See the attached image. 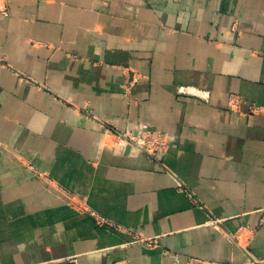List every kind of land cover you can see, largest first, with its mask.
I'll return each instance as SVG.
<instances>
[{"label": "crops", "instance_id": "obj_1", "mask_svg": "<svg viewBox=\"0 0 264 264\" xmlns=\"http://www.w3.org/2000/svg\"><path fill=\"white\" fill-rule=\"evenodd\" d=\"M191 258L264 261V0H0V264Z\"/></svg>", "mask_w": 264, "mask_h": 264}, {"label": "rangeland", "instance_id": "obj_2", "mask_svg": "<svg viewBox=\"0 0 264 264\" xmlns=\"http://www.w3.org/2000/svg\"><path fill=\"white\" fill-rule=\"evenodd\" d=\"M114 126L115 125L109 126L110 128L107 130V132L113 138H115V142H118L120 144H126L127 145V141H126L127 139H131V138L138 135V134L135 135L133 133V131L124 132V133H121L119 135L117 133L118 130H116V127H114ZM138 136H139L138 139L140 140V143L136 144L137 146H133L134 148H132V147L131 148L140 150V152L144 153L145 155H147L149 157L157 156L156 151H158L162 148H165V143H167V141H166L167 139L164 138L162 135H159V134L155 135V134H151V133H145V134L141 133ZM142 137H144V138H142ZM71 206L75 207L80 213H86L87 212L90 216H92L95 223L97 225H99L100 227H108V228L118 230L120 232H125L127 235H129L132 238V241L128 244H139V245L146 247L147 249H153L157 245V239L145 237V236H142L140 234L133 233L132 231H129V230L127 231L123 228H120V227L110 223L108 220L99 217L97 214L90 211L85 205L71 204ZM222 222L223 221L218 220V219H210L209 225L211 226V228H214L216 230H220V228L222 227ZM243 228L246 229L248 227L243 226V227L239 228L237 233L233 234L234 241L239 242L240 238H242V233L245 232L243 230ZM241 230H243V231H241ZM186 264H209V263H207L203 259L191 258L186 262ZM225 264H232V263H225ZM246 264H264V261L258 260L257 262H254V263L249 262Z\"/></svg>", "mask_w": 264, "mask_h": 264}, {"label": "built area", "instance_id": "obj_3", "mask_svg": "<svg viewBox=\"0 0 264 264\" xmlns=\"http://www.w3.org/2000/svg\"><path fill=\"white\" fill-rule=\"evenodd\" d=\"M237 100L238 99H235V98H231L230 99V105H231V108L233 107V105L235 106L236 104H237ZM257 110H259V108L258 107H254V106H252V107H250V112L251 113H254L255 111H257ZM143 136V135H142ZM138 135L137 136H135V137H133V138H131V139H127L126 141H127V145H130L132 148H134L133 146H137L136 144H139L140 143V140L138 139ZM142 138H144V137H142ZM167 146V143H165V147Z\"/></svg>", "mask_w": 264, "mask_h": 264}, {"label": "water", "instance_id": "obj_4", "mask_svg": "<svg viewBox=\"0 0 264 264\" xmlns=\"http://www.w3.org/2000/svg\"><path fill=\"white\" fill-rule=\"evenodd\" d=\"M144 151V150H143ZM131 152V146L130 145H128L127 147H126V153L128 154V153H130ZM147 153V152H146Z\"/></svg>", "mask_w": 264, "mask_h": 264}]
</instances>
